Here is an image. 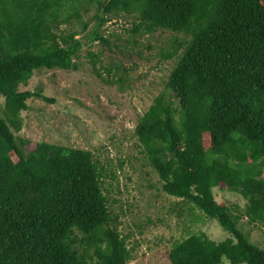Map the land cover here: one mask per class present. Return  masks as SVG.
Returning <instances> with one entry per match:
<instances>
[{
  "label": "trees",
  "instance_id": "16d2710c",
  "mask_svg": "<svg viewBox=\"0 0 264 264\" xmlns=\"http://www.w3.org/2000/svg\"><path fill=\"white\" fill-rule=\"evenodd\" d=\"M91 4L90 26L83 12ZM124 14L133 17L132 35L185 33L163 51L174 60L166 83L174 98L157 95L135 133L163 189L229 232L177 240L171 264H264L242 212L214 193L240 192L243 214L264 224V0H0V264L128 262L93 152L45 140L27 150L29 139L16 134L29 98L53 100L21 88L35 69L77 68L83 46L110 43L100 28Z\"/></svg>",
  "mask_w": 264,
  "mask_h": 264
},
{
  "label": "rangeland",
  "instance_id": "374dc122",
  "mask_svg": "<svg viewBox=\"0 0 264 264\" xmlns=\"http://www.w3.org/2000/svg\"><path fill=\"white\" fill-rule=\"evenodd\" d=\"M94 12V4L83 12L85 19L93 16L90 26L95 23ZM132 19L124 14L106 22L100 29L110 43L85 44L74 57L77 68L35 69L21 88L41 89L53 100L29 98V107L22 111L23 128L16 134L29 139L27 150L42 140L90 149L112 222L128 247L127 264H171L168 252L177 240L199 230L221 240L229 232L189 200L166 192L139 142L135 128L140 116L157 95L173 97L166 83L174 60L163 51L173 48L172 38L185 33L158 29L132 35ZM4 102L0 94L1 115H5ZM214 193L218 201L238 207L241 226L264 247V224L243 214L246 198L224 186H215Z\"/></svg>",
  "mask_w": 264,
  "mask_h": 264
}]
</instances>
